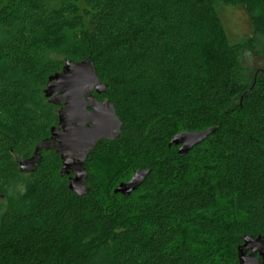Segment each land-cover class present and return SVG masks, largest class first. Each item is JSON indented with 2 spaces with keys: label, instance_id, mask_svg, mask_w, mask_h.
Here are the masks:
<instances>
[{
  "label": "trees",
  "instance_id": "trees-1",
  "mask_svg": "<svg viewBox=\"0 0 264 264\" xmlns=\"http://www.w3.org/2000/svg\"><path fill=\"white\" fill-rule=\"evenodd\" d=\"M214 1L264 35V0H0V264H238L242 238L264 236V75L235 82L242 49ZM86 58L122 127L78 196L56 152L30 174L15 157L57 125L48 78ZM211 128L183 157L170 145ZM136 170L142 185L114 193Z\"/></svg>",
  "mask_w": 264,
  "mask_h": 264
},
{
  "label": "water",
  "instance_id": "water-1",
  "mask_svg": "<svg viewBox=\"0 0 264 264\" xmlns=\"http://www.w3.org/2000/svg\"><path fill=\"white\" fill-rule=\"evenodd\" d=\"M105 89L106 84L99 81L89 58L78 62L66 59L61 71L48 78L43 90L49 104L60 106L57 125L50 129L48 138L35 146L30 157H15L19 173L35 172L42 161V152L54 151L61 160L60 176L68 177V189L78 196L87 194L88 175L84 164L89 153L101 140L116 139L122 127L114 106L93 95H102ZM215 130L179 133L171 139L170 145L178 147L177 154L183 157ZM148 174L149 170L134 171L114 193L129 196ZM237 261L238 264H264V236L245 235L237 247Z\"/></svg>",
  "mask_w": 264,
  "mask_h": 264
},
{
  "label": "rangeland",
  "instance_id": "rangeland-1",
  "mask_svg": "<svg viewBox=\"0 0 264 264\" xmlns=\"http://www.w3.org/2000/svg\"><path fill=\"white\" fill-rule=\"evenodd\" d=\"M214 8L223 24L229 43L238 44L242 49L237 60L235 82L250 86L255 78L264 75V35L253 31L242 9L224 6L220 1H214ZM0 195L2 196L1 211L7 207L9 201L2 190Z\"/></svg>",
  "mask_w": 264,
  "mask_h": 264
},
{
  "label": "flooded vegetation",
  "instance_id": "flooded-vegetation-1",
  "mask_svg": "<svg viewBox=\"0 0 264 264\" xmlns=\"http://www.w3.org/2000/svg\"><path fill=\"white\" fill-rule=\"evenodd\" d=\"M93 95H94V97L97 99V100H99V101H106V100H102V99H98L96 96H100V95H97V94H95V93H93Z\"/></svg>",
  "mask_w": 264,
  "mask_h": 264
}]
</instances>
